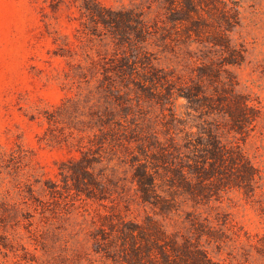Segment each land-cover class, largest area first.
<instances>
[{
  "label": "trees",
  "instance_id": "obj_1",
  "mask_svg": "<svg viewBox=\"0 0 264 264\" xmlns=\"http://www.w3.org/2000/svg\"><path fill=\"white\" fill-rule=\"evenodd\" d=\"M81 10L77 48L59 53L71 94L43 111L41 137L80 156L60 165L58 179L44 180L40 194L34 185L41 180L27 177L32 208L42 218L77 201L103 208L89 213L90 249L99 256L87 253L91 264H264V235L244 231L217 207L213 217L201 211L237 191L264 218L261 170L244 147L262 110L232 70L247 59L235 37L239 0H131L120 7L81 0ZM160 56L170 64L161 65ZM145 101L158 104L162 117L139 122ZM134 201L153 214L129 217L121 205L128 211ZM158 216L183 226L170 229Z\"/></svg>",
  "mask_w": 264,
  "mask_h": 264
},
{
  "label": "rangeland",
  "instance_id": "obj_2",
  "mask_svg": "<svg viewBox=\"0 0 264 264\" xmlns=\"http://www.w3.org/2000/svg\"><path fill=\"white\" fill-rule=\"evenodd\" d=\"M98 1L113 7L131 2ZM239 2L241 23L235 37L246 45L247 59L232 70L239 89L262 110L258 126L244 147L261 170L264 191V0ZM81 21V0H61L57 4L49 0H0V264H91L87 253L99 258L91 253L88 233L91 215L103 208L77 201L60 216L42 218L32 208L25 185L27 177L32 182L38 178L41 181L35 182L34 189L36 194L42 193L44 180L58 179L60 165L80 156L75 149L49 145L41 137L47 126L43 111L58 106L71 94L64 88L67 58L59 53L77 48ZM160 57L161 65L170 64L169 58ZM161 113L158 104L145 101L137 115L142 123L150 115L158 120ZM129 180L125 178L123 184L133 194ZM213 206L201 208L203 215L213 217L217 207L244 231L264 235V218L240 192H231ZM121 210L138 220L153 214L149 207L135 201L130 210L123 204ZM157 218L170 229L183 226L177 217ZM212 251L222 258L229 256L227 250L220 255L217 249ZM95 264L103 263L97 260Z\"/></svg>",
  "mask_w": 264,
  "mask_h": 264
}]
</instances>
